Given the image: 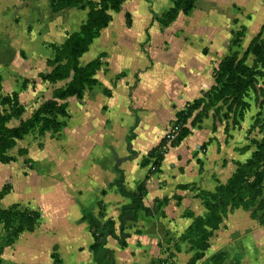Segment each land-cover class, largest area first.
I'll return each instance as SVG.
<instances>
[{
  "label": "rangeland",
  "instance_id": "374dc122",
  "mask_svg": "<svg viewBox=\"0 0 264 264\" xmlns=\"http://www.w3.org/2000/svg\"><path fill=\"white\" fill-rule=\"evenodd\" d=\"M30 1L32 0H5L7 10H3L0 19V27L5 25L1 29L2 34L13 23L27 22ZM48 1L52 8L51 1ZM112 1L117 3L116 6L111 5ZM74 2L58 11L52 8L54 12L66 9L67 19L64 22L71 21V27H66L67 34L63 42L42 45L50 53L48 59H39L34 55L33 60H28L30 55L23 48L27 43L13 41L4 44L3 48V41L0 40V115H6V127L19 130L14 132V144L0 156V210L15 206V212L26 213L29 221L24 219L23 229L18 231L17 216L5 219L0 217V264H44L45 257L52 258L56 253L53 237L58 234L56 232L59 229L52 222L55 213L59 212L65 218L60 221L67 223V213L80 207L78 205L81 202L92 203L90 207L96 213L97 208L104 212V198L111 189L107 185L109 182L102 183L103 176L91 173L94 140L88 137L92 136V130L107 135L108 130L100 129L101 118L96 117L103 112L108 116L110 106L106 101L116 92L118 83L126 85L125 82L129 81L123 89L126 96L131 91L129 88L133 79L130 74L134 66L141 69L136 73V79H140L139 75L145 72L147 59L137 64L134 62L137 59L134 56L137 50L141 51L142 57L146 56L143 51H149L151 63H155L156 67L161 65L162 70L167 69L161 72H164L169 89L174 87L172 83L177 84L173 81L185 77V65L191 71L200 62V59L197 62L195 55L214 57L211 79L200 96L194 99L196 100L213 88L220 87L214 72L231 53L237 52L240 59L245 55L246 64L253 66L255 57L245 52L252 44L264 38V0H197L190 12H179L176 16L170 15L176 0ZM2 8L4 7L0 6ZM104 8L108 9L106 13L110 19L98 30L93 28V39L79 58L80 67L98 61L100 66L94 75L95 83L86 87L80 96L60 100L57 98L58 91L69 86L74 73L64 80H50L49 75L57 65L53 63L57 49L69 36L80 32L90 15L100 11L103 14ZM31 30L32 27L29 32ZM16 34L21 36L19 31ZM144 39L147 41L141 43ZM148 42L153 47L146 50ZM184 46L188 49H184ZM117 50H120V54L115 58L120 66L115 73L109 57L112 52H118ZM127 64L132 66L131 73L126 67ZM28 66L37 71L27 74ZM257 68L264 73V66L261 68L259 64ZM256 89L250 91L246 99L250 108L242 118L237 116L236 121L232 117L222 118V115L215 112V108L221 103L217 101L209 109L193 110L183 124L179 123L178 114L194 100L178 108L175 118L158 138V144L156 142L157 145L141 159L142 165L148 169V176L161 171L165 156L171 149L176 150L173 163H177L178 154L180 159L184 158L187 149L190 153L188 155L196 153L202 156L198 158L200 170H204V160H207L213 165L211 171L220 170L223 175L235 169L233 175L240 164L251 158L256 149L254 141L264 138V75L258 78ZM102 93L105 96L104 104L98 102ZM120 100L123 99H118ZM224 111L225 109L221 113ZM183 128L188 132L178 139L177 136ZM102 139L103 137L96 139L94 143L100 146ZM115 143L116 141L112 145ZM105 149L110 153L117 151L115 147ZM153 150L161 158L152 155ZM190 162L188 160L187 164ZM189 168L181 166L180 174L186 175V169ZM168 172L167 175L172 174ZM173 178H176V173ZM178 189H190L195 194L202 190L196 188L195 184H181ZM174 196L176 199L179 197L177 194ZM84 217L89 221L90 229L95 225L94 233L91 229L93 237H99L104 230L107 231L106 226H101L99 220L93 221L90 214L86 213ZM42 229L46 230L49 240H46Z\"/></svg>",
  "mask_w": 264,
  "mask_h": 264
},
{
  "label": "crops",
  "instance_id": "0c3cea01",
  "mask_svg": "<svg viewBox=\"0 0 264 264\" xmlns=\"http://www.w3.org/2000/svg\"><path fill=\"white\" fill-rule=\"evenodd\" d=\"M4 2L5 0H1L0 3V6L4 7L0 9V19L1 13L6 9ZM27 11V22L13 23L4 34L1 29L5 25L1 24L0 40L3 41L1 44L5 48L4 44L13 41L27 43L23 48L30 55L28 60H33L34 55L39 59L46 57L48 59L50 53L46 46L42 45L64 41L67 34L66 27H71V21L64 22L67 19V11L66 9L59 12L52 11L48 0L30 1ZM31 27L32 30L29 32ZM17 31L21 32V36L16 34ZM146 41L147 39H144L141 43ZM152 47L153 45L148 42L146 50ZM184 49L188 47L184 46ZM117 51L112 52V56L109 57L115 73L119 71L120 66L115 58L120 54V50ZM143 53L146 56L142 57L140 50L134 53L137 58L134 59L135 64L147 59L145 72L139 75L140 79H136V73L141 69L134 66L131 73L132 66L127 64L126 67L133 79L129 88L131 91L126 96L123 93L129 81L125 82L126 85L118 83L116 92L110 100L107 98L106 101L110 106L108 116L103 112L104 115L100 113L96 117L101 118L100 129L108 130L107 135L95 133L96 130H92V136L88 137L94 140L91 152L93 165L91 173L93 172L92 175L98 173L99 176L105 177L104 179L100 177L101 181L109 182L107 185L111 189L104 198V212L97 208L96 213L90 207L92 203L81 202L78 205L80 207L67 213L69 222L62 223L60 220L65 218L59 212L52 217L54 226L59 228L56 232L58 234L53 237L55 252L63 264H160L161 261L165 264H189L198 250L192 248L189 240L180 241V237L192 225L194 219L204 217L207 210L194 191L180 190L178 186L195 184L198 189L213 192L218 184H224L235 170L222 175L220 170L211 171L213 165H210L207 160H204V170H200L198 158L202 156L196 153L188 155L190 153L187 149L184 158L180 159L178 154L177 163H173L176 150L171 149L165 156L161 171L151 174L146 180L149 175L148 169L142 165L141 159L147 151L158 144L157 140L162 131L175 118L176 110L200 96L208 86L214 57L195 55L197 62L199 59L200 62L192 67L193 71H189L185 65V77H181L179 81H173L177 84L172 83L174 87L169 89L166 86L164 72H161L167 69L162 70L161 65L156 67L155 63L152 64L149 51H143ZM26 71L27 74H32L37 70L28 66ZM118 99L123 100L118 101ZM98 102L105 103L103 93ZM102 137L100 146L94 143L96 139ZM114 141L116 143L112 145ZM184 144L187 146V141ZM107 147H115L117 151L110 153L108 149H105ZM188 160H191L189 165ZM181 166L190 167L185 172L188 176L180 174ZM167 172L172 174L167 175ZM175 173L176 178H173ZM119 181H122L124 192L130 194L137 193L139 186L145 182L146 195L143 205L148 209V211L137 210L136 219L126 222L123 230L124 245H121L116 238L122 233L119 216L124 208L132 205L133 197L120 192L117 184ZM175 194L179 196L178 200L175 196L173 197ZM85 200L87 201L86 198ZM86 213L91 215L90 218L93 221L99 220L101 226H105L108 220L114 222L113 235L107 227V231L102 232L104 233L101 236L102 246L97 251V255L92 250L95 239L89 221L84 219ZM259 219L260 215L252 217L250 211L241 208L229 210L218 229L214 230L210 237L203 257L194 264H212V259L219 254L225 255L221 264H264V224H261ZM42 230L46 240H49L46 230ZM52 263L51 256L45 257L44 264Z\"/></svg>",
  "mask_w": 264,
  "mask_h": 264
},
{
  "label": "trees",
  "instance_id": "16d2710c",
  "mask_svg": "<svg viewBox=\"0 0 264 264\" xmlns=\"http://www.w3.org/2000/svg\"><path fill=\"white\" fill-rule=\"evenodd\" d=\"M50 1L55 11L75 3L74 0ZM196 1L197 0H176L170 11V15L176 16L179 12L185 14L190 12ZM116 4L117 3L114 1L111 3L112 6H116ZM107 10V8H104L102 10L104 12L103 14L100 11L95 15H90L87 23L82 25L80 32L69 36L66 42L57 49L53 61V63L57 65L49 75L50 80L52 82L64 80L70 77L72 72L74 73L69 86L66 89L58 91L57 98L60 100H65L71 96H80L83 94L86 87L94 85V75L100 66L98 61H93L86 66L80 67L79 58L87 50V46L93 39L91 38L93 28L98 30L110 19L109 14L106 13ZM245 53H251L255 57L253 66L250 67L246 64L245 55L241 59L238 58L237 52H233L223 59L214 72L216 82L220 84V87L213 88L208 93L203 94L199 99L187 104L185 110L178 114L180 117L178 119L180 124H183L184 120L189 117L193 110L198 108H202L201 111L209 109L216 101L221 103L215 108V112L218 115H222V118L232 117L234 121H236L237 116L241 118L244 116L245 111L250 108V103L246 99L249 97L250 91L257 90L258 78L264 75L263 71L257 68L259 64L261 68L264 66V38L248 47ZM223 109H225V111L221 113ZM5 123L6 115H0V156H2L4 150L10 148L14 144V138L16 137L14 132L17 133L19 131L18 129L6 127ZM187 132L188 131L183 128L177 138L179 139L182 134ZM254 145L256 149L252 153L251 158L246 163L240 164L236 172L226 183L219 184L213 192L199 190L196 194V196L203 201L207 213L204 217L195 218L192 225L180 237V241L189 240L192 248L198 250L189 264H194L198 259L203 257L204 251L208 248L210 237L214 230L218 229L229 210L242 208L243 210L251 211L252 217L260 215V223L264 224V138L260 141H254ZM156 150H153L151 154L161 158ZM148 178L149 176L146 177V180ZM121 182L122 181H119L117 183L120 192L133 197L132 205L124 208L119 216L122 233L116 238L121 245H124L123 230L126 222L136 219L137 210L146 209L143 205V199L146 195V186L144 182L139 186L137 193L130 194L124 192ZM146 211H148V209H146ZM25 215L26 213L24 212H15V206L7 210H0V217L2 219L17 216L19 220L17 224L18 231L23 229V220L26 219L28 221ZM190 216H192V214H190ZM94 226L93 224L91 228L93 233L95 231ZM105 226L108 228L110 234L113 235L112 230L114 228V222L108 220ZM103 235L104 233L99 237L94 235L95 243L92 246V250L96 255L97 251L102 246L101 236ZM177 251H179V248H177ZM52 258L53 264H62L57 253L52 255ZM224 258V254H219L212 259V264H221ZM160 264H165V262L161 261Z\"/></svg>",
  "mask_w": 264,
  "mask_h": 264
}]
</instances>
